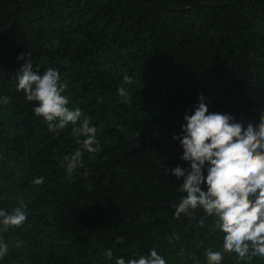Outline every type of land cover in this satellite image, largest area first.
I'll return each instance as SVG.
<instances>
[{
	"label": "trees",
	"instance_id": "1",
	"mask_svg": "<svg viewBox=\"0 0 264 264\" xmlns=\"http://www.w3.org/2000/svg\"><path fill=\"white\" fill-rule=\"evenodd\" d=\"M22 53L40 74L56 69L68 107L98 129L99 150L71 174L64 157L80 147L73 126L49 132L37 103L17 91ZM201 94L210 113L245 128L259 122L264 0H0V98L9 99L0 103V209L22 203L27 215L0 232L9 246L0 264H115L153 248L166 264H207L223 234L211 217L199 226L202 209L175 218L186 194L168 172L190 168L173 136ZM221 264L264 258L225 253Z\"/></svg>",
	"mask_w": 264,
	"mask_h": 264
},
{
	"label": "clouds",
	"instance_id": "2",
	"mask_svg": "<svg viewBox=\"0 0 264 264\" xmlns=\"http://www.w3.org/2000/svg\"><path fill=\"white\" fill-rule=\"evenodd\" d=\"M22 59L25 63L19 69L16 87L24 92L27 101L37 103L34 114L43 118L49 132H58L69 124L73 126L72 134L80 147L64 157V167L71 174L83 167L85 152L99 150L98 129L90 125L89 118L81 120L83 113L79 108L68 107L69 98L63 95L66 85L60 82L56 69L49 68L40 74L33 70L28 54L17 56V60ZM132 83V78L125 75L123 84ZM117 95L122 102H131L124 86ZM198 100L193 114L184 116L182 135L173 136L183 149L181 159L190 165L189 169L179 166L168 169L178 180L183 178L179 191L186 194L175 206L174 216L178 219L181 214L191 215L199 208L205 213L199 221L200 227H204V219H213L214 229L223 234V244L222 251H206L207 264H221L225 253H235L240 260L264 258V114L256 125L249 123L245 128L231 114L210 113L203 94ZM0 103L7 105L8 97L0 98ZM43 182V177L33 181L35 185ZM203 184L206 191L202 190ZM24 208L21 203L11 213L0 209V232L21 226L27 220ZM8 249V244L0 239V260L8 255ZM105 255L111 260L113 253L107 250ZM115 264H166V260L153 248L150 255L127 262L118 258Z\"/></svg>",
	"mask_w": 264,
	"mask_h": 264
}]
</instances>
